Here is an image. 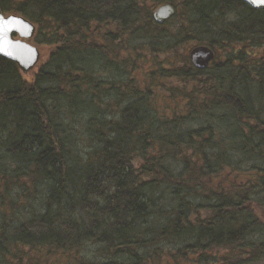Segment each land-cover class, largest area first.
<instances>
[{
	"label": "trees",
	"instance_id": "trees-1",
	"mask_svg": "<svg viewBox=\"0 0 264 264\" xmlns=\"http://www.w3.org/2000/svg\"><path fill=\"white\" fill-rule=\"evenodd\" d=\"M0 9L47 53L31 78L0 57V264H264V10ZM195 46L214 52L203 70Z\"/></svg>",
	"mask_w": 264,
	"mask_h": 264
},
{
	"label": "water",
	"instance_id": "water-1",
	"mask_svg": "<svg viewBox=\"0 0 264 264\" xmlns=\"http://www.w3.org/2000/svg\"><path fill=\"white\" fill-rule=\"evenodd\" d=\"M254 10H264V4L259 0H242ZM175 14L170 5H162L153 13V20L162 24ZM35 33V26L21 16H4L0 10V57L14 62L21 73L31 71L39 62V50L27 43ZM191 64L198 70H203L214 59L213 51L206 46H198L189 54Z\"/></svg>",
	"mask_w": 264,
	"mask_h": 264
},
{
	"label": "rangeland",
	"instance_id": "rangeland-1",
	"mask_svg": "<svg viewBox=\"0 0 264 264\" xmlns=\"http://www.w3.org/2000/svg\"><path fill=\"white\" fill-rule=\"evenodd\" d=\"M30 44L33 45V46H36L32 41H30ZM38 49H39V52H40V61L38 63V66H36L32 71H30L27 75H24L25 77L27 78H31V76H33L35 74V72L37 71L39 65H40V62L44 59H46L47 57V53L45 51L44 48H41V47H38L36 46Z\"/></svg>",
	"mask_w": 264,
	"mask_h": 264
},
{
	"label": "snow or ice",
	"instance_id": "snow-or-ice-1",
	"mask_svg": "<svg viewBox=\"0 0 264 264\" xmlns=\"http://www.w3.org/2000/svg\"><path fill=\"white\" fill-rule=\"evenodd\" d=\"M254 2H255V0H254ZM259 3L264 4V0H259Z\"/></svg>",
	"mask_w": 264,
	"mask_h": 264
}]
</instances>
